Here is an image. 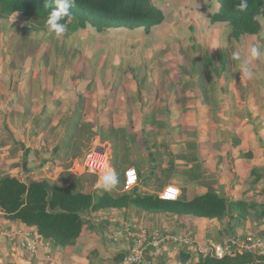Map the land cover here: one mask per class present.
I'll return each instance as SVG.
<instances>
[{
    "label": "crops",
    "instance_id": "crops-1",
    "mask_svg": "<svg viewBox=\"0 0 264 264\" xmlns=\"http://www.w3.org/2000/svg\"><path fill=\"white\" fill-rule=\"evenodd\" d=\"M156 28L148 33L136 29L151 36ZM80 29L105 34L102 43L108 45V51L98 48L92 61L99 57V64L113 69L100 71L96 84L91 79H84L83 85L69 84L74 82L70 74L69 79L45 84V90L42 86L26 88L32 85L26 81L15 92L14 87L2 83L0 88L6 89V93L0 99V111L4 110L0 112V140H8L7 145L0 146V177L15 176L24 182L44 179L51 184L101 194L104 190L96 188L95 175L86 177L85 172L76 173L74 168L76 159L81 163L84 152L99 145L108 154L109 168L115 170L120 182L123 183L127 168L136 169L138 183L129 193L159 195L173 186L179 189V197L190 198L213 189L224 196L228 193L225 197L229 200L264 203V84H258L261 83L258 71L251 68L252 76L246 78L236 68L238 85L232 81L225 89L229 91L214 90L215 103L216 100L221 103L211 111L201 89L192 93L193 89L188 87L192 84L180 83L170 89L164 81L159 87V73L155 76L154 71L129 72L115 65L121 58L115 49L121 41L111 36V32L130 29L106 32H97L90 26ZM257 35L234 39L242 45L229 49L240 51L243 57V47L247 52L254 46L251 36ZM243 38L250 40L246 46ZM258 59L252 61L251 67H258ZM9 73L12 70L5 74ZM3 74L0 71V79L9 78ZM80 74L79 71L77 75ZM62 80H68L67 84H62ZM87 83L90 84L85 87ZM143 84L155 88L147 102ZM245 84L249 90L241 94L238 87ZM21 105L25 109L17 115L14 111ZM259 122L263 126L257 131ZM54 125L59 128L51 134L49 128ZM71 126L73 133H69ZM122 183L108 192H122ZM82 217V232L75 244L68 247L54 246L38 235L43 245L31 254L16 240L0 235V264H115L131 244L125 232L128 224L132 228L144 226L168 233L187 227L196 230L198 226L199 235L206 236V222L215 220L135 206L89 210ZM3 220L7 231L35 230L5 216ZM184 248L174 243L162 246L155 264L195 263V250Z\"/></svg>",
    "mask_w": 264,
    "mask_h": 264
},
{
    "label": "rangeland",
    "instance_id": "rangeland-1",
    "mask_svg": "<svg viewBox=\"0 0 264 264\" xmlns=\"http://www.w3.org/2000/svg\"><path fill=\"white\" fill-rule=\"evenodd\" d=\"M214 1L216 0H153L155 5L165 11L167 15L166 21L157 26L158 28L154 30L151 36L139 29L112 31L111 36H117L121 41L115 48L121 53V58L115 65L129 72L135 70L154 71L155 76L159 73V87L165 81V86H171L170 89L175 88L180 83H184L187 86L188 84H192L188 86L190 89H193L192 93L201 89V85L198 84L201 79L197 77V74H192L190 71L193 60L200 62L204 51L210 53L216 59V55H218L217 51L221 50V48L227 51L228 58H233L232 53L235 51L231 49H236L242 45L234 41L232 29L227 23H211L209 21L206 11L210 9ZM214 7H216V4ZM260 20L262 31L257 36H251V39H254L252 40L254 45L260 46L261 55L258 59V67L255 65L251 68L259 72L258 77L261 83L258 82V84H264L262 71L264 69V18ZM29 23L25 25L23 17L18 14H12L9 17L0 16V71L4 73V78H7L9 75V78L6 80L0 79V85L5 83L10 88L14 87L15 92H17L18 86L22 87L24 82L27 81L31 82L32 85L28 84L26 88L42 86L45 90V84H49L52 81L54 83L63 78L67 79V77L69 79L68 74L72 76L74 81L69 82V84L83 85L86 83L84 79H91L90 82L92 81L93 84H96L95 79L100 77V71L108 67L113 69L111 66L99 64V57L94 62L92 61V56L98 48L104 47L102 51H108V45L102 43L106 39L105 34L95 35L92 29L81 31L80 28L67 26V31L62 36L56 37L54 34L48 32L47 27H37L36 24H33L34 26H27ZM242 40L245 42V46L246 42H250V40H246L245 38ZM193 45L199 49L198 52L192 50ZM94 47L95 49L91 51ZM112 50L110 46V51ZM242 53L244 55L247 54L244 47ZM97 55H100V52ZM198 65L201 68L200 63ZM227 67L217 80H212L208 85L212 89L209 92L211 99L207 100L212 108L211 111L219 108L221 103L217 100V104L215 103L213 98L214 90H218L219 92L229 91L225 89L230 87V83H233L232 81L238 85V77L234 73L236 68H238V62L232 60L228 62ZM10 70H12V73L6 75L5 73H8ZM79 71L81 74L77 75ZM137 76L140 78L138 74ZM67 81L62 80V84H67ZM89 84H85V87ZM145 85L143 84V86ZM244 86L238 87L241 90V94L249 90L248 84ZM183 89H187L186 86ZM154 90L155 88L153 87L145 86V102L152 98ZM201 90L203 93V89ZM5 93L6 89L1 87L0 99L3 98ZM203 96L205 98L204 93ZM24 109V105H21L20 109H15L14 112L18 115ZM2 111L4 110L0 112ZM33 117L32 119L35 120V116ZM262 126L263 124H260V122L257 123V131ZM58 128L59 126L55 125L50 127V133L54 134ZM73 132L74 126H71L69 133ZM7 140L5 138L1 139L0 146L7 145ZM74 168L76 169V173L83 170V167L78 164L77 159L75 160ZM88 174L91 175L88 172L83 173L86 177L89 176ZM92 180L97 181L95 178H92ZM119 183L122 182L119 181ZM226 195L229 196L228 193ZM242 200L252 202L246 199ZM235 215L236 217L231 222L228 221L227 217L207 221L205 224L207 227L206 236L199 235L198 226L197 232L186 226L188 229H183L179 233L195 236L201 240L209 239L214 242H221L226 236H233L238 242L235 245L236 248H252L253 250L263 248L264 223L257 221L252 213H248L245 217L238 216L237 212ZM177 247L180 248L182 246ZM182 249L185 248L182 247ZM256 254L261 255V253ZM159 255V253L155 255V259H159ZM193 255H195L193 257L196 260L198 256H202L196 250ZM173 264H178V262H174Z\"/></svg>",
    "mask_w": 264,
    "mask_h": 264
},
{
    "label": "trees",
    "instance_id": "trees-1",
    "mask_svg": "<svg viewBox=\"0 0 264 264\" xmlns=\"http://www.w3.org/2000/svg\"><path fill=\"white\" fill-rule=\"evenodd\" d=\"M240 2L216 0L206 12L211 23H227L237 41L244 35H257L262 27L260 19L264 18V0H247L248 7L243 11L237 7ZM46 3L47 0H0V16L18 14L23 17L25 25L30 22L27 26L36 24L37 27L45 28L51 10L45 6ZM70 12L71 16L61 23L75 28L90 26L97 32L115 28H142L148 33L167 18L165 11L155 5L153 0H76ZM192 50L198 52L199 49L193 45ZM232 60L223 49L218 52L216 59L204 51L200 62L193 60L190 71L201 79L198 84L206 100L211 99L209 92L212 89L208 85L220 77ZM128 206L203 219L227 217L229 222L236 217V212L240 217L252 213L257 221L264 223V203L229 200L213 189L190 198L181 195L176 200H167L158 195H135L132 192L112 194L104 191L91 194L70 186L51 184L44 179L24 182L15 176L0 177V208L4 216L27 227H34L32 233L49 240L54 246L68 247L75 244L82 232V215L85 212ZM193 264H264V254L242 252L222 258L198 256Z\"/></svg>",
    "mask_w": 264,
    "mask_h": 264
},
{
    "label": "built area",
    "instance_id": "built-area-1",
    "mask_svg": "<svg viewBox=\"0 0 264 264\" xmlns=\"http://www.w3.org/2000/svg\"><path fill=\"white\" fill-rule=\"evenodd\" d=\"M79 165L83 167V172L91 173L98 178L100 173L109 168V156L99 145L93 146L87 151L83 162L79 163ZM137 183L138 175L136 169L133 167L127 168L124 171L121 191L129 192ZM158 196L161 199L176 200L179 197V189L168 186ZM3 218L4 212L0 208V235L13 241L16 240L20 247L31 254L36 253L37 247L43 245L38 235L31 231H7L3 224ZM125 232L130 237L131 244L115 264H155V255L159 253L162 246L169 243L194 249L202 256L214 258L234 256L236 253L242 252L264 253V245L263 248L254 250L252 248H236L235 245L238 242L233 236H226L221 242H214L209 239L201 240L185 233H168L157 229L149 230L144 226L132 228L130 224L126 226ZM44 244L48 245V243Z\"/></svg>",
    "mask_w": 264,
    "mask_h": 264
},
{
    "label": "clouds",
    "instance_id": "clouds-1",
    "mask_svg": "<svg viewBox=\"0 0 264 264\" xmlns=\"http://www.w3.org/2000/svg\"><path fill=\"white\" fill-rule=\"evenodd\" d=\"M76 0H47L46 7L50 8L46 20L47 30L56 37L62 36L67 31V25L61 23L66 17L71 16L70 9L75 5ZM240 11L248 7L247 0H241L237 6ZM261 49L259 45H254L247 50L245 56H241L240 51L233 53V59L238 62L239 73L246 78H251V65L254 59L259 58ZM119 183V177L114 169L107 168L98 176L96 188L104 191H111Z\"/></svg>",
    "mask_w": 264,
    "mask_h": 264
},
{
    "label": "water",
    "instance_id": "water-1",
    "mask_svg": "<svg viewBox=\"0 0 264 264\" xmlns=\"http://www.w3.org/2000/svg\"><path fill=\"white\" fill-rule=\"evenodd\" d=\"M88 150H90V149H88ZM88 150H87V151H88ZM87 151H85L84 154H83V156L81 157V162H83V159H84V157H85Z\"/></svg>",
    "mask_w": 264,
    "mask_h": 264
}]
</instances>
